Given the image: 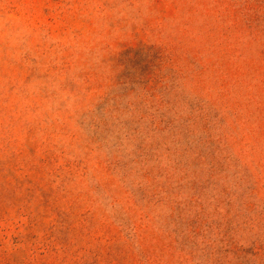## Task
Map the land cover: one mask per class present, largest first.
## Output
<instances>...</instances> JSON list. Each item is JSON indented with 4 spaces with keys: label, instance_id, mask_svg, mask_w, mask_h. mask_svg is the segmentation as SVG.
Returning <instances> with one entry per match:
<instances>
[{
    "label": "rangeland",
    "instance_id": "1",
    "mask_svg": "<svg viewBox=\"0 0 264 264\" xmlns=\"http://www.w3.org/2000/svg\"><path fill=\"white\" fill-rule=\"evenodd\" d=\"M0 264H264V0H0Z\"/></svg>",
    "mask_w": 264,
    "mask_h": 264
}]
</instances>
